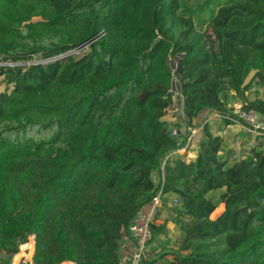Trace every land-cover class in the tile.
<instances>
[{
    "label": "trees",
    "instance_id": "obj_1",
    "mask_svg": "<svg viewBox=\"0 0 264 264\" xmlns=\"http://www.w3.org/2000/svg\"><path fill=\"white\" fill-rule=\"evenodd\" d=\"M214 1L206 34L182 0H0V264L19 247L32 264H122L161 166L182 238L143 264H264V135L233 158L204 123L193 159L164 160L186 141L163 119L170 58L191 127L208 108L231 124L225 92L241 99L251 71L264 89V0ZM244 103L264 118V98Z\"/></svg>",
    "mask_w": 264,
    "mask_h": 264
},
{
    "label": "rangeland",
    "instance_id": "obj_2",
    "mask_svg": "<svg viewBox=\"0 0 264 264\" xmlns=\"http://www.w3.org/2000/svg\"><path fill=\"white\" fill-rule=\"evenodd\" d=\"M209 1V2H208ZM222 1V0H220ZM208 2V7H206L205 3ZM216 1L214 0H182V6L187 11H193L196 15L194 16V21L197 23V15L200 11L201 18L204 23L201 24L200 27H197L201 33L209 34V29L207 28V18H208V9L210 7L216 8ZM210 6V7H209ZM81 52V49L78 50H69V54H78ZM68 53L66 55H68ZM64 57V56H63ZM34 61V60H32ZM31 61L19 62L23 64H28ZM169 66L174 67L173 59H169ZM254 71H251L245 78L244 84L249 85L245 90L243 97L239 99L232 90H228L225 92V102L230 104L237 100L241 102L249 101L255 97L264 98V89L259 86L253 78ZM4 85H0V91L4 90ZM169 113H166L163 116L165 121L169 120ZM167 124L170 123L171 120L166 121ZM236 126H229L225 123V121L220 118L214 111L206 112L202 111L199 114V117L194 120V127L196 129V134H194L193 139L188 144V147L183 150V152L172 153L166 156L167 158L173 159L176 156H182L186 161L191 160L193 156V150H196L198 146V142L202 136L201 128L204 123H208L210 131L212 134L220 135L223 138V151L222 154H231L233 158H239L241 155H244L246 151H248L251 147H253L258 141L262 139L264 133H257L251 130H248L247 126L243 125V123L239 120L236 121ZM242 125V127L240 126ZM170 126V125H168ZM164 161V160H163ZM163 171L158 170L157 173L154 174V181L157 184L163 177ZM218 192L212 193L213 196H217ZM173 194H168L162 198L160 207L158 208V212L155 216V221L153 223L154 232L151 233V236L145 241V247L147 254L153 255V257L158 258L163 253H169L171 251H175L178 243L182 238V233L177 227L174 218L176 209L179 207L176 203H174ZM222 206H218L216 210L213 212L212 216L216 215V211H220ZM32 239L30 237L28 240ZM19 252L15 254L12 258L11 264H32L31 255H29L28 249H22L19 247ZM22 252L19 256L18 254ZM170 259V256H166L165 260ZM121 263L129 264V258L121 255ZM64 264H74L70 262H65Z\"/></svg>",
    "mask_w": 264,
    "mask_h": 264
},
{
    "label": "built area",
    "instance_id": "obj_3",
    "mask_svg": "<svg viewBox=\"0 0 264 264\" xmlns=\"http://www.w3.org/2000/svg\"><path fill=\"white\" fill-rule=\"evenodd\" d=\"M68 51L46 58L33 57L32 60L34 61L30 60L31 62L28 64L55 60L66 56ZM169 68L171 72V85L168 90L170 95V104L165 109V114L169 113L172 117H174V121L180 122L181 127H177L174 122L173 125L168 128V132L172 137H177V135L182 131H185L184 134H186L184 146L169 153L172 154L182 152L186 147H188V144L194 137L196 129L186 125L184 121V100L180 91V84L176 73V63L174 62L173 68L170 66ZM226 105L229 109V113L231 114L230 119H232V121L239 120L243 123V125L247 126L248 130L263 133L264 118L256 110L245 108V103L239 100ZM166 156L164 157V160L167 158ZM162 179L150 201L131 218L127 227V234H125L120 241V251H128L129 253V264H143V259L147 257L145 241L151 236L150 225L155 221V216L158 212V208L160 207L162 198L168 195V193L162 192ZM173 200L174 203L179 205L177 196H175Z\"/></svg>",
    "mask_w": 264,
    "mask_h": 264
},
{
    "label": "crops",
    "instance_id": "obj_4",
    "mask_svg": "<svg viewBox=\"0 0 264 264\" xmlns=\"http://www.w3.org/2000/svg\"><path fill=\"white\" fill-rule=\"evenodd\" d=\"M207 111V110H206ZM199 117V116H198ZM197 117V118H198ZM165 120V119H164ZM169 120H171V122L170 123H176L177 121H174V117H172L171 115L169 116ZM168 119L166 120V121H169ZM173 120V121H172ZM237 122L236 121H233L231 124H229V126L231 127V126H236L237 124H236ZM228 125V124H227ZM241 127H242V125H240ZM177 127H179L180 128V125L179 126H177ZM194 134H196V131H195V133ZM187 148V147H186ZM194 152L192 153L193 154V156H192V158L191 159H193L194 157H195V155H196V150H193ZM160 170H162V166L160 167ZM163 171V170H162ZM163 173V172H162ZM123 238V237H122ZM120 253V256L121 255H123V256H126L127 258H129V253H128V251H120L119 252Z\"/></svg>",
    "mask_w": 264,
    "mask_h": 264
},
{
    "label": "water",
    "instance_id": "obj_5",
    "mask_svg": "<svg viewBox=\"0 0 264 264\" xmlns=\"http://www.w3.org/2000/svg\"><path fill=\"white\" fill-rule=\"evenodd\" d=\"M210 111H211V109L208 108L206 112L208 113V112H210ZM32 240H33V242H34L33 236H32ZM32 254H33V253H32ZM31 258H32V257H31Z\"/></svg>",
    "mask_w": 264,
    "mask_h": 264
}]
</instances>
